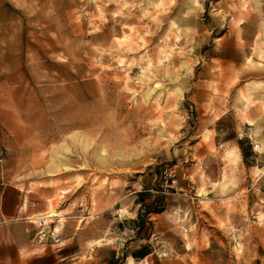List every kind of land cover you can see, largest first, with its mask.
I'll use <instances>...</instances> for the list:
<instances>
[{
	"label": "rangeland",
	"instance_id": "obj_1",
	"mask_svg": "<svg viewBox=\"0 0 264 264\" xmlns=\"http://www.w3.org/2000/svg\"><path fill=\"white\" fill-rule=\"evenodd\" d=\"M0 88L71 264H264V0H0Z\"/></svg>",
	"mask_w": 264,
	"mask_h": 264
},
{
	"label": "crops",
	"instance_id": "obj_2",
	"mask_svg": "<svg viewBox=\"0 0 264 264\" xmlns=\"http://www.w3.org/2000/svg\"><path fill=\"white\" fill-rule=\"evenodd\" d=\"M236 48L238 49L239 46ZM230 53L234 54V51ZM1 97L0 88V264H71L76 251L80 250L81 243L64 250H57L55 246L41 245L35 240L36 225L30 218L45 213L48 215V211L44 213L48 204L51 210H55V176L43 189L47 193L49 203L35 200L29 194V190L11 181L14 173L12 162L19 160L22 155L24 137L16 127L12 112L2 104ZM121 209L117 208L115 211V219L121 222L126 220V224L122 223L117 228L131 235L127 242L129 248H133L134 255L149 257L154 254L149 244H141L142 241L146 243L149 241L142 238L145 229L143 223L139 225V218L143 219L141 213L143 209L131 206V216L118 218ZM88 218V215L84 217V224ZM100 232L92 231L91 236H98ZM73 233H75L73 237L78 234V232ZM89 236L87 234L85 237L82 235L76 238L78 242H86Z\"/></svg>",
	"mask_w": 264,
	"mask_h": 264
},
{
	"label": "built area",
	"instance_id": "obj_3",
	"mask_svg": "<svg viewBox=\"0 0 264 264\" xmlns=\"http://www.w3.org/2000/svg\"><path fill=\"white\" fill-rule=\"evenodd\" d=\"M256 148L257 145L253 144ZM33 204V202H30ZM51 216L46 214L31 217L30 220L36 225L35 240L41 245L55 246V249L61 250L65 243L62 235L61 224H55ZM59 222V221H58Z\"/></svg>",
	"mask_w": 264,
	"mask_h": 264
},
{
	"label": "trees",
	"instance_id": "obj_4",
	"mask_svg": "<svg viewBox=\"0 0 264 264\" xmlns=\"http://www.w3.org/2000/svg\"><path fill=\"white\" fill-rule=\"evenodd\" d=\"M149 212H150V211H149ZM149 212H148V213H149Z\"/></svg>",
	"mask_w": 264,
	"mask_h": 264
},
{
	"label": "bare ground",
	"instance_id": "obj_5",
	"mask_svg": "<svg viewBox=\"0 0 264 264\" xmlns=\"http://www.w3.org/2000/svg\"><path fill=\"white\" fill-rule=\"evenodd\" d=\"M258 147V146H257Z\"/></svg>",
	"mask_w": 264,
	"mask_h": 264
}]
</instances>
